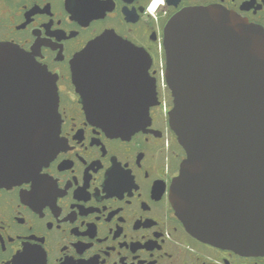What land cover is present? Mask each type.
Wrapping results in <instances>:
<instances>
[{"label":"flooded vegetation","instance_id":"obj_1","mask_svg":"<svg viewBox=\"0 0 264 264\" xmlns=\"http://www.w3.org/2000/svg\"><path fill=\"white\" fill-rule=\"evenodd\" d=\"M152 2L0 0V41L30 52L55 79L61 142L46 164L0 185V264H264L197 239L175 214L170 184L184 151L158 103L172 97L158 85L165 56L156 50L180 8L218 4L264 27V0H166L149 12ZM105 30L141 48L130 61L154 82L157 103L130 134L89 121L71 80L72 56ZM112 75L119 85L132 77Z\"/></svg>","mask_w":264,"mask_h":264},{"label":"water","instance_id":"obj_2","mask_svg":"<svg viewBox=\"0 0 264 264\" xmlns=\"http://www.w3.org/2000/svg\"><path fill=\"white\" fill-rule=\"evenodd\" d=\"M163 47L168 121L185 153L170 184L172 208L197 239L264 256V27L218 4L185 6L165 23ZM141 55L105 30L70 60L88 120L109 134H130L156 102L154 82L140 77L146 67L130 61ZM118 70L132 74L124 85L112 75ZM57 106L45 66L0 41V185L60 148Z\"/></svg>","mask_w":264,"mask_h":264},{"label":"clouds","instance_id":"obj_3","mask_svg":"<svg viewBox=\"0 0 264 264\" xmlns=\"http://www.w3.org/2000/svg\"><path fill=\"white\" fill-rule=\"evenodd\" d=\"M166 0H153L152 4L149 6L148 11L154 12L158 6H163Z\"/></svg>","mask_w":264,"mask_h":264}]
</instances>
